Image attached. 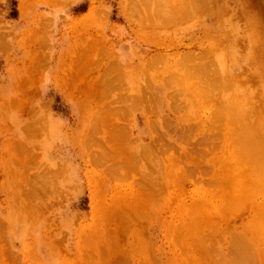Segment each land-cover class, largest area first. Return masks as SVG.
<instances>
[{"label": "rangeland", "instance_id": "1", "mask_svg": "<svg viewBox=\"0 0 264 264\" xmlns=\"http://www.w3.org/2000/svg\"><path fill=\"white\" fill-rule=\"evenodd\" d=\"M0 264H264V0H0Z\"/></svg>", "mask_w": 264, "mask_h": 264}, {"label": "bare ground", "instance_id": "2", "mask_svg": "<svg viewBox=\"0 0 264 264\" xmlns=\"http://www.w3.org/2000/svg\"><path fill=\"white\" fill-rule=\"evenodd\" d=\"M219 114V113H218Z\"/></svg>", "mask_w": 264, "mask_h": 264}]
</instances>
